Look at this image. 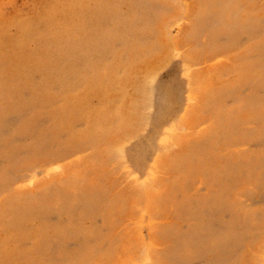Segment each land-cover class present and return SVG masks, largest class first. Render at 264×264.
Instances as JSON below:
<instances>
[{"label": "rangeland", "instance_id": "rangeland-1", "mask_svg": "<svg viewBox=\"0 0 264 264\" xmlns=\"http://www.w3.org/2000/svg\"><path fill=\"white\" fill-rule=\"evenodd\" d=\"M0 264H264V0H0Z\"/></svg>", "mask_w": 264, "mask_h": 264}, {"label": "bare ground", "instance_id": "bare-ground-1", "mask_svg": "<svg viewBox=\"0 0 264 264\" xmlns=\"http://www.w3.org/2000/svg\"><path fill=\"white\" fill-rule=\"evenodd\" d=\"M218 83V82H217ZM80 176V175H79Z\"/></svg>", "mask_w": 264, "mask_h": 264}]
</instances>
